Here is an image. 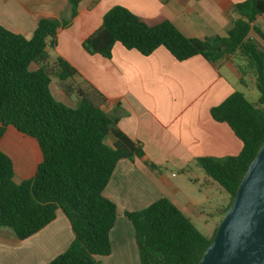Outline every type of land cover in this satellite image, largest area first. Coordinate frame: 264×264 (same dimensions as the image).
<instances>
[{
	"label": "trees",
	"instance_id": "1",
	"mask_svg": "<svg viewBox=\"0 0 264 264\" xmlns=\"http://www.w3.org/2000/svg\"><path fill=\"white\" fill-rule=\"evenodd\" d=\"M82 1L71 0L72 20ZM235 13L239 18L227 37L199 40L185 37L169 21L148 24L116 6L83 42L88 54L105 59H111L117 43L144 56L165 48L179 62L202 56L217 63L234 56L241 62L243 78L253 74L260 93L258 104L235 92L211 111L213 119L226 123L241 141L240 154L198 161L230 197L223 216L264 145V46L251 37L255 32L264 40L254 27L264 14V0H246L236 5ZM70 24L41 19L31 39L0 26V142L12 127L35 139L42 154L34 176L17 183L14 164L0 149V229L26 240L52 223L61 210L70 221L75 239L48 264H101L98 257L112 254L110 234L117 220V207L104 191L119 161L142 159L144 153L140 143L118 128L119 117L103 111L106 100L93 88L76 90L75 108L54 99L52 78L58 79L70 96L72 85L67 81L78 75L62 58L49 63L48 49L54 48L58 31ZM33 65L36 70L31 69ZM108 138L113 141L111 146L105 142ZM126 217L135 229L140 264H199L219 228L206 238L165 198L144 210L128 212Z\"/></svg>",
	"mask_w": 264,
	"mask_h": 264
},
{
	"label": "crops",
	"instance_id": "2",
	"mask_svg": "<svg viewBox=\"0 0 264 264\" xmlns=\"http://www.w3.org/2000/svg\"><path fill=\"white\" fill-rule=\"evenodd\" d=\"M245 1L83 0L72 20L71 0H0V26L27 39L32 38L41 19L71 21L67 28L58 31L54 48L48 49L49 63L62 58L78 75L67 81V85H72L70 96L58 83L54 93L52 80L54 99L75 108L76 90L93 88L106 100L103 111L119 117L118 128L142 145L144 157L119 161L104 191V196L117 207L116 224L110 234L112 255L116 249L125 250L128 242L133 247L128 256L133 257L135 250L139 258L135 229L126 217L128 212L144 210L165 198L192 223L204 217L208 202L204 188H218L198 161L236 157L242 150L232 129L215 121L211 111L240 92V85L246 86V79L253 74L243 78L234 56L217 63L202 56L179 62L165 48L144 56L117 43L111 59H105L88 54L83 42L101 27L104 15L116 6L148 24L169 21L189 39L225 38L239 18L236 5ZM254 27L264 35V14ZM251 37L264 46V40L255 32ZM6 134L25 136L12 127ZM4 138L0 149L11 158L16 181L18 169L12 155L3 150ZM28 143L24 158L33 160L36 171L42 161L41 150L38 143ZM74 239L70 221L61 210L52 223L26 240L0 229V264H48L63 254Z\"/></svg>",
	"mask_w": 264,
	"mask_h": 264
},
{
	"label": "water",
	"instance_id": "3",
	"mask_svg": "<svg viewBox=\"0 0 264 264\" xmlns=\"http://www.w3.org/2000/svg\"><path fill=\"white\" fill-rule=\"evenodd\" d=\"M199 264H264V145Z\"/></svg>",
	"mask_w": 264,
	"mask_h": 264
},
{
	"label": "rangeland",
	"instance_id": "4",
	"mask_svg": "<svg viewBox=\"0 0 264 264\" xmlns=\"http://www.w3.org/2000/svg\"><path fill=\"white\" fill-rule=\"evenodd\" d=\"M240 64V61H237ZM36 66H32L33 70ZM53 83L51 85L52 91L55 93L57 90V83L60 84V81L56 78H52ZM246 86L240 85L239 91L243 93L246 99L252 103L253 105L258 104L260 93L256 87V79H254L253 75H250L247 79ZM77 98V96L75 97ZM58 101V98H56ZM70 107H74V105L69 104ZM7 139L3 143L5 148L3 149L6 153L12 155L13 161L16 163L17 167V177L16 182L21 183L27 179H30L34 176V163L33 160H27L24 158V149L25 147H29V141L37 144L36 140L30 138L28 136H12L6 134ZM5 136V137H6ZM106 144L111 146V139H106ZM19 144V145H18ZM24 144V145H23ZM23 145V146H22ZM29 149V148H28ZM20 171V172H19ZM178 176H181L180 174ZM216 188H211L205 186L204 190L208 196V202L203 209L204 217L200 220H194L193 223L195 227L208 239H210L216 228L219 227L222 218L224 217L222 211L226 208L230 202L229 195L220 187L217 183ZM125 250L116 251L114 254L108 257H98L97 259L101 264H140L139 258H137L136 251L133 257L128 256L133 247L128 242L125 244ZM133 252V251H132ZM136 256V257H135Z\"/></svg>",
	"mask_w": 264,
	"mask_h": 264
},
{
	"label": "bare ground",
	"instance_id": "5",
	"mask_svg": "<svg viewBox=\"0 0 264 264\" xmlns=\"http://www.w3.org/2000/svg\"><path fill=\"white\" fill-rule=\"evenodd\" d=\"M7 137H8V136H6V137L4 138V142L6 141ZM18 145H19V144H18ZM23 145H24V144H23ZM23 145H22V146H23Z\"/></svg>",
	"mask_w": 264,
	"mask_h": 264
}]
</instances>
